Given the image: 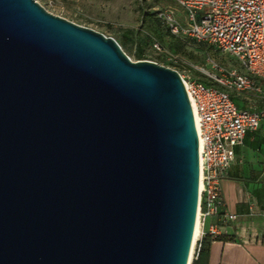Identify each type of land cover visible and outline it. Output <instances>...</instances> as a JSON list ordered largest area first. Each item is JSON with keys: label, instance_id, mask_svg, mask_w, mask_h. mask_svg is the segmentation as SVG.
I'll list each match as a JSON object with an SVG mask.
<instances>
[{"label": "water", "instance_id": "obj_1", "mask_svg": "<svg viewBox=\"0 0 264 264\" xmlns=\"http://www.w3.org/2000/svg\"><path fill=\"white\" fill-rule=\"evenodd\" d=\"M198 189L175 69L0 0V264H191Z\"/></svg>", "mask_w": 264, "mask_h": 264}, {"label": "built area", "instance_id": "obj_2", "mask_svg": "<svg viewBox=\"0 0 264 264\" xmlns=\"http://www.w3.org/2000/svg\"><path fill=\"white\" fill-rule=\"evenodd\" d=\"M156 17L169 35L210 46L236 59L245 71L221 64L209 51L212 72L192 63L182 73L176 70L193 110L199 142V233L193 260L204 235L216 238L237 219L235 213L224 210L221 180L234 161L235 147L248 131L264 123V104L239 108L231 97V93L252 92L264 99V0H172L157 9ZM192 68L221 87L199 80Z\"/></svg>", "mask_w": 264, "mask_h": 264}, {"label": "rangeland", "instance_id": "obj_3", "mask_svg": "<svg viewBox=\"0 0 264 264\" xmlns=\"http://www.w3.org/2000/svg\"><path fill=\"white\" fill-rule=\"evenodd\" d=\"M36 1L52 14L113 37L118 43L122 41V50L133 61L152 60L180 73L187 63H192L204 66L212 72V67L207 63L209 51V55L221 64H227L231 59L233 64L239 66L236 59L216 53L210 46L190 40L183 41L169 35L164 27L157 24L154 15H151L164 5L165 0ZM126 31H129L132 40L123 43L122 34ZM136 42L143 47V59L135 56ZM192 75H196L193 68Z\"/></svg>", "mask_w": 264, "mask_h": 264}, {"label": "crops", "instance_id": "obj_4", "mask_svg": "<svg viewBox=\"0 0 264 264\" xmlns=\"http://www.w3.org/2000/svg\"><path fill=\"white\" fill-rule=\"evenodd\" d=\"M229 61L225 65L237 66ZM261 85L264 87V82ZM233 100L239 108L264 104V99L252 92L235 94ZM221 190L224 210L235 213L237 219L223 228L220 236L226 241H212L208 264H264V123L248 131L242 144L235 147Z\"/></svg>", "mask_w": 264, "mask_h": 264}, {"label": "trees", "instance_id": "obj_5", "mask_svg": "<svg viewBox=\"0 0 264 264\" xmlns=\"http://www.w3.org/2000/svg\"><path fill=\"white\" fill-rule=\"evenodd\" d=\"M157 14V10L154 11L153 13H151V15H154V20L157 22V24L159 26H162V23L158 20V18L156 17ZM165 29V28H164ZM129 31H126V33H123L122 36L124 38V41H130L132 40V38L129 36ZM119 44L122 45V41H119ZM135 56L137 57V59H143L144 58V50L143 47L138 44L136 42V49H135ZM195 77H197L199 80L203 81L206 84H213L215 86L221 87L220 85L214 83L210 78H208L207 76L201 74L200 72L196 71V75ZM231 97L234 98L233 93H231ZM214 240H222V241H226V238H224V236H217L216 238H212L209 235H204L202 237V240L200 242V247L199 250L197 252V256L192 260L191 264H208L209 261V254H210V247H211V243Z\"/></svg>", "mask_w": 264, "mask_h": 264}, {"label": "bare ground", "instance_id": "obj_6", "mask_svg": "<svg viewBox=\"0 0 264 264\" xmlns=\"http://www.w3.org/2000/svg\"><path fill=\"white\" fill-rule=\"evenodd\" d=\"M194 119H195V117H194ZM200 187H201V185H200ZM198 233H199V224H198V214H197L196 221H195L194 233H193L192 246H191V251H190V255H189V261H190L191 255L193 253L194 242L198 236Z\"/></svg>", "mask_w": 264, "mask_h": 264}]
</instances>
